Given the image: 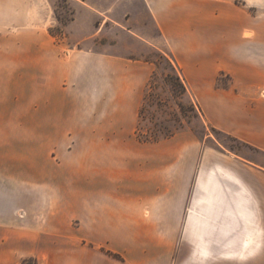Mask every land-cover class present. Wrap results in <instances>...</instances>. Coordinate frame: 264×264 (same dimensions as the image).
Segmentation results:
<instances>
[{
	"label": "rangeland",
	"instance_id": "obj_1",
	"mask_svg": "<svg viewBox=\"0 0 264 264\" xmlns=\"http://www.w3.org/2000/svg\"><path fill=\"white\" fill-rule=\"evenodd\" d=\"M128 1L0 0V125H10V146L3 154L9 156L11 174L23 173L27 178L20 183L25 196L20 197L16 212L27 226L43 235L74 232L80 236L83 219L95 220L100 227L91 230L101 241L98 251L121 258L119 251L136 255L141 247L163 241L159 254H168L170 264H180L191 250L185 225L198 175L216 162L227 163L253 185L264 227V168L251 162L253 149L209 121L179 69L156 48L140 58L150 68L140 89L133 131L112 129L113 123L127 122L128 117L112 115L114 85H99L92 78L98 75L97 69L82 73L74 66L75 91L86 89L74 101L77 113L66 120L56 105L58 115L50 114V107H39L30 69L25 80L17 77L19 65L34 63L33 45L42 34L70 54V62L83 50L132 58L135 45L130 30L148 38L145 32L154 35L156 30L145 5ZM117 67H106V75ZM82 75L90 76L89 85L77 81ZM230 85L225 76L217 82L218 87ZM115 90L121 91L122 84ZM99 91L105 97L100 102L104 115L97 106ZM50 124H57L58 130H49ZM167 156L171 164L163 170L161 163ZM40 170L42 177L52 172L54 178H65L54 179V185H39L29 178ZM92 173L104 176L93 186L105 190L89 197L83 195V175ZM135 190L137 196L125 194ZM117 219L122 221L121 228L113 225ZM129 221L133 226H127ZM58 245L66 246L64 241ZM21 264L38 262L27 258ZM211 264H264V238L249 262Z\"/></svg>",
	"mask_w": 264,
	"mask_h": 264
},
{
	"label": "crops",
	"instance_id": "obj_2",
	"mask_svg": "<svg viewBox=\"0 0 264 264\" xmlns=\"http://www.w3.org/2000/svg\"><path fill=\"white\" fill-rule=\"evenodd\" d=\"M128 2L145 5L156 30L154 35L145 32L150 38L130 30L135 45L132 58L94 55L83 50L70 62V54L51 38L42 34L36 39L34 63L19 65L17 77L25 80L26 70L30 69L33 96L41 102L39 107H50V114L54 115L57 114L54 112L56 105L60 109L58 114L68 119L77 113L78 105L75 106L74 101L84 96L86 89L83 86L80 92L75 91L74 66L82 73L90 68L97 69L98 75H94L92 78L96 80H93L99 85H114L111 97L116 103L112 115L128 117L127 122L120 119L113 123L112 129L133 131L141 100L140 89L150 68L149 62L140 58L156 48L168 55L179 69L189 93L201 101L209 121L251 147V162L264 168V0ZM114 47L119 48V42ZM123 64L124 69L120 67ZM111 65L118 67L113 74L106 75L105 69ZM224 76L231 80V85L218 87L219 78ZM77 81L83 85L91 82L88 75L78 77ZM119 84H122L121 91L115 90ZM97 93L99 113L104 115L106 111H102L100 102L105 97L101 91ZM55 125L50 124L49 130L57 131ZM9 146L10 125L1 124L0 264H21L27 258L37 259L38 264H170L168 254H159V250H164L163 241L141 247L136 255L119 251L121 258L98 251L101 241L91 230L100 227L95 220L83 219L80 236L74 232L66 236L43 235L40 230L27 226L26 220H21L16 213L20 197L25 196L20 183L27 178L23 173L11 174L9 156L3 154V149ZM170 164L167 156L161 169ZM147 169L141 167V170L149 171ZM53 174L50 172L49 177H42L40 170L35 178L29 179L39 185H54V179L65 178L58 174L54 178ZM83 176L86 185L83 195L96 196L105 190L93 186L104 178L103 175ZM125 194L137 196L139 193L135 190ZM113 225L121 228V219L114 220ZM127 226L133 224L129 221ZM185 232L191 250L180 264H211L219 260L249 262L259 253L264 238L253 185L227 163L216 162L203 168L186 215ZM60 241L66 244L64 249L59 247Z\"/></svg>",
	"mask_w": 264,
	"mask_h": 264
}]
</instances>
